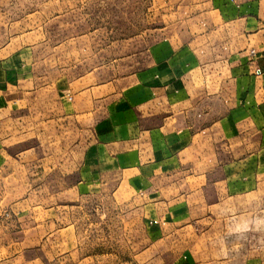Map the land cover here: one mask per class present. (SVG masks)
I'll return each mask as SVG.
<instances>
[{
    "label": "crops",
    "instance_id": "obj_1",
    "mask_svg": "<svg viewBox=\"0 0 264 264\" xmlns=\"http://www.w3.org/2000/svg\"><path fill=\"white\" fill-rule=\"evenodd\" d=\"M98 1L24 0L20 19ZM155 3L179 24L112 81L103 66L64 76L38 45L0 56V165L36 138L54 181L76 180L65 191L116 198L134 259L264 264V0Z\"/></svg>",
    "mask_w": 264,
    "mask_h": 264
},
{
    "label": "rangeland",
    "instance_id": "obj_2",
    "mask_svg": "<svg viewBox=\"0 0 264 264\" xmlns=\"http://www.w3.org/2000/svg\"><path fill=\"white\" fill-rule=\"evenodd\" d=\"M23 1L0 0V56L38 45L64 76L100 72L103 66V76L107 72L112 81L121 72L119 57L125 58L126 73L134 70L132 50L143 56L153 40L164 36L165 25L180 22L177 6L155 3L162 0H100L85 10L38 21L20 19ZM37 145L30 138L8 148L6 164L2 153L0 173L7 172L8 179L0 181V264H148L134 259L143 245L130 242L132 231H118L116 198L69 194L65 190L76 180L61 176L54 181L51 168L38 159ZM56 220L62 225L57 233Z\"/></svg>",
    "mask_w": 264,
    "mask_h": 264
},
{
    "label": "built area",
    "instance_id": "obj_3",
    "mask_svg": "<svg viewBox=\"0 0 264 264\" xmlns=\"http://www.w3.org/2000/svg\"><path fill=\"white\" fill-rule=\"evenodd\" d=\"M232 1H235V0H232ZM262 73V69L261 68H257L256 69V74L260 75Z\"/></svg>",
    "mask_w": 264,
    "mask_h": 264
}]
</instances>
